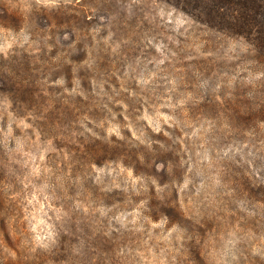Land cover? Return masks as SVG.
I'll use <instances>...</instances> for the list:
<instances>
[{
    "label": "rangeland",
    "instance_id": "obj_1",
    "mask_svg": "<svg viewBox=\"0 0 264 264\" xmlns=\"http://www.w3.org/2000/svg\"><path fill=\"white\" fill-rule=\"evenodd\" d=\"M262 123L245 36L166 0H0V264H264Z\"/></svg>",
    "mask_w": 264,
    "mask_h": 264
},
{
    "label": "trees",
    "instance_id": "obj_2",
    "mask_svg": "<svg viewBox=\"0 0 264 264\" xmlns=\"http://www.w3.org/2000/svg\"><path fill=\"white\" fill-rule=\"evenodd\" d=\"M196 20L264 48V0H166Z\"/></svg>",
    "mask_w": 264,
    "mask_h": 264
},
{
    "label": "clouds",
    "instance_id": "obj_3",
    "mask_svg": "<svg viewBox=\"0 0 264 264\" xmlns=\"http://www.w3.org/2000/svg\"><path fill=\"white\" fill-rule=\"evenodd\" d=\"M33 2L35 4H39L41 3V0H33ZM27 6V5H25ZM221 128V130L224 129V125L221 124L219 126ZM255 133H250V135H254ZM259 135L264 136V123L259 125ZM243 146L241 147V151H242ZM261 149H264V140L261 141ZM202 150L203 146H202ZM215 152V156H214V160L216 161L217 164H219L220 162L226 160V159H231V157L228 155V152H226L223 148H219V149H212ZM251 151V150H249ZM201 160H203V157H201ZM249 164L252 163L251 160L248 161ZM205 167L209 169V185L208 187L211 189V191L215 192L217 187H220L222 189V194L226 195V196H231L232 195V189H230L228 187L227 184H221L220 180L217 179L216 177V172L217 169L213 168V165L211 162H208L207 164H205ZM264 255V254H262Z\"/></svg>",
    "mask_w": 264,
    "mask_h": 264
}]
</instances>
